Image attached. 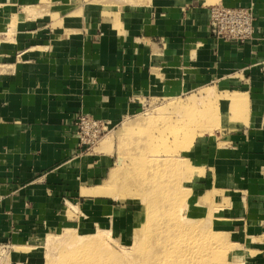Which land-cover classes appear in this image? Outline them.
<instances>
[{
    "label": "crops",
    "instance_id": "crops-1",
    "mask_svg": "<svg viewBox=\"0 0 264 264\" xmlns=\"http://www.w3.org/2000/svg\"><path fill=\"white\" fill-rule=\"evenodd\" d=\"M217 3L254 7L249 40L212 34ZM206 86L228 108L189 147V202L210 193L246 263L264 264V0H0V264L66 227L121 229L126 204L99 189L116 145L82 151L81 113L119 126Z\"/></svg>",
    "mask_w": 264,
    "mask_h": 264
},
{
    "label": "rangeland",
    "instance_id": "rangeland-1",
    "mask_svg": "<svg viewBox=\"0 0 264 264\" xmlns=\"http://www.w3.org/2000/svg\"><path fill=\"white\" fill-rule=\"evenodd\" d=\"M211 88L151 98L140 113L102 138L114 142L118 160L99 189L126 204L121 229L66 227L15 247L21 256L17 263L12 260V247L4 249L2 261L247 264L246 256L251 253L222 226L218 205L210 193L190 203L189 183L195 172L190 159L192 139L205 131L214 134L225 125L219 121L221 111L228 108L224 107L225 99L218 98ZM233 108L227 111L234 119L240 109Z\"/></svg>",
    "mask_w": 264,
    "mask_h": 264
},
{
    "label": "built area",
    "instance_id": "built-area-1",
    "mask_svg": "<svg viewBox=\"0 0 264 264\" xmlns=\"http://www.w3.org/2000/svg\"><path fill=\"white\" fill-rule=\"evenodd\" d=\"M210 30L226 41L244 43L254 33L255 12L251 6H228L223 3L211 5ZM79 146L82 151L92 150L111 130L117 127L111 120L89 113H81L75 120Z\"/></svg>",
    "mask_w": 264,
    "mask_h": 264
},
{
    "label": "bare ground",
    "instance_id": "bare-ground-1",
    "mask_svg": "<svg viewBox=\"0 0 264 264\" xmlns=\"http://www.w3.org/2000/svg\"><path fill=\"white\" fill-rule=\"evenodd\" d=\"M231 101H232L233 106H237V105L241 104V100H234V99H232ZM213 118L215 119V117H212L211 119L214 120ZM214 121L217 122L216 120H214ZM208 124H209V123H208ZM210 124H211V123H210ZM214 124H215V123H214ZM203 125H204V124H203ZM211 125H212V124H211ZM205 126H206V125H205ZM223 126H224V125H223ZM234 126H235V125H234ZM198 127H199V126H198ZM203 127H204V126H203ZM203 127H201L200 130L203 129ZM209 127H210V125H209L208 127L206 126V128H209ZM214 127H215V126H214ZM210 128H211V127H210ZM215 128H216V127H215ZM195 130H196V129H195ZM202 131H203V130H202ZM198 132H199V131H198ZM207 132H208V131H207ZM210 132H211V131H209V133H210ZM194 133H197V132L194 131ZM194 133H193V134H194ZM203 133H206V131L203 132ZM190 134H191V133H190ZM197 134H198V133H197ZM200 134H202V133H200ZM187 136H188V135H187ZM194 137H195V135L192 136V138H194ZM183 138H184V137H183ZM186 138L188 139V137H186ZM192 140H194V139H192ZM180 143H182V141H181ZM50 239H51V238H50ZM217 255H218V254H217ZM242 264H243V263H242Z\"/></svg>",
    "mask_w": 264,
    "mask_h": 264
}]
</instances>
